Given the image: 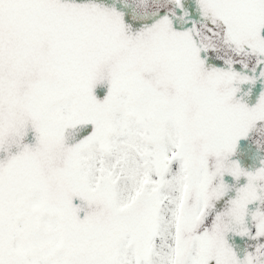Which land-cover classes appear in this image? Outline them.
Instances as JSON below:
<instances>
[{"label":"snow or ice","instance_id":"6c2138e0","mask_svg":"<svg viewBox=\"0 0 264 264\" xmlns=\"http://www.w3.org/2000/svg\"><path fill=\"white\" fill-rule=\"evenodd\" d=\"M0 264H264V0H0Z\"/></svg>","mask_w":264,"mask_h":264}]
</instances>
